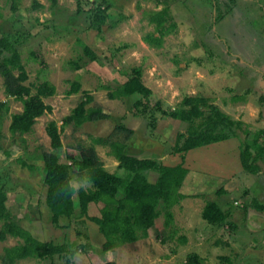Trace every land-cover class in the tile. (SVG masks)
<instances>
[{"label":"rangeland","instance_id":"obj_1","mask_svg":"<svg viewBox=\"0 0 264 264\" xmlns=\"http://www.w3.org/2000/svg\"><path fill=\"white\" fill-rule=\"evenodd\" d=\"M36 1L43 8L34 10ZM21 3L14 12L6 0H0V37L8 35L16 40L27 72L25 85L30 89L22 98L9 97L0 77V103L7 109L3 125L7 137L0 146V187L7 192L20 187L29 191L32 219L21 221V225L36 239L68 244L75 253L15 264H69L67 260L71 264H186L195 254L204 264H264V211L252 207L255 199L264 204V161L259 163V174L249 175L241 169L229 145L230 150L217 145L189 151L183 159L173 149L177 135L185 133L187 125L164 114L180 108L185 97L205 95L250 130L264 132V0H58L56 6L50 0ZM164 9L176 27L161 45L149 43L146 37L157 34L152 17ZM85 47L97 53V61L89 59ZM134 67L143 69L144 83L152 95L109 98L108 91L126 83ZM45 81L56 87V94L44 99L51 111L38 118L31 133L13 136L9 131L11 115L22 112L25 102L36 94V87ZM75 81L82 83L81 91L67 95ZM86 97L88 108L102 106L110 118L87 122L74 130L65 120ZM137 101L149 103L152 111L142 115L134 107ZM51 121L57 123L61 133L62 163H71L67 154L74 153L80 142L90 145L92 138H106L124 123L134 131L132 138L125 141L120 134L113 140L125 141L128 155L171 167L183 164L226 179L227 194L218 196L219 183L207 177L196 179L204 182V190L191 191L187 181L185 192L189 197L172 209L174 221L170 227L164 225L162 215L156 219L152 236L135 243L114 240V248L104 252L106 239L87 216H80L75 223L61 218V228L52 224L46 205L47 186L38 172L44 166L43 151L52 150L46 130ZM236 138L241 141V149L245 136L238 132ZM260 145L264 146V133ZM96 149L108 172L132 178L119 167L109 146L96 145ZM19 159L38 171L23 168ZM145 174L152 183L158 179L154 171ZM84 175L72 165L71 180ZM92 188L91 183L79 189ZM79 189H74L75 201ZM194 191L204 197H192ZM207 201L218 203L228 214L223 224H211L202 218ZM17 204L12 208L15 214ZM98 213V205H91L89 215ZM156 233L165 242L156 239ZM20 243L13 237L0 241V264L4 249Z\"/></svg>","mask_w":264,"mask_h":264},{"label":"trees","instance_id":"obj_2","mask_svg":"<svg viewBox=\"0 0 264 264\" xmlns=\"http://www.w3.org/2000/svg\"><path fill=\"white\" fill-rule=\"evenodd\" d=\"M6 1L14 12L22 7V0ZM50 1L53 6L57 5L58 0ZM40 8H43V5L36 1L33 9ZM78 9L81 10L79 1ZM167 13L168 10L164 9L152 17L157 34L146 37L149 43L161 45L163 38L176 27L175 22L167 19ZM15 43L16 40H12L8 35L0 37V77L7 96L22 98L30 93V89L25 85L27 72L22 63L20 50L16 48ZM84 52L92 62L97 61L98 55L91 48L85 47ZM71 84L67 95L81 91L80 81ZM55 94L56 87L49 81L40 83L36 87V94L25 102L23 111L11 115L10 133L15 137L31 133L38 118L51 111V107L44 103V99ZM135 94L146 98L152 95V90L144 83L141 67H134L131 78L126 83L115 90L108 91L111 99L130 97ZM88 103L89 98L87 97L81 100L67 116L66 124L72 125L74 130H77L87 122H98L110 118L102 106L94 105L88 108ZM134 107L142 115H147L152 111L150 104L142 101H137ZM164 114L187 125L186 132L177 135L174 154H182L185 159L184 155L189 151L234 139L238 132H242L245 136L240 149V162L243 170L249 175H257L261 172L259 163L264 161V146L260 145V136L264 132L250 130L245 122L233 119L212 103V99L208 96L185 97L180 108L165 111ZM5 115L7 116L6 104L0 103V146L4 145L7 137L3 132ZM46 130L51 140L52 150L42 153L43 169L38 171L36 166L28 165L21 159L19 163L23 168L37 170L41 174L42 181L47 186L46 205L51 213L52 224L61 228L59 223L61 218L67 219L69 223H75L80 216H87L98 225L99 231L106 239L103 245L104 252H109L114 248V240L121 243H135L140 238L152 236L156 229V219L162 215L165 218L164 225L170 227L174 221L172 209L189 197L185 192V190L188 191L185 187L187 181L191 185V191L204 190V182L198 183L196 179L207 177L219 183V188L216 190L218 196L227 194L226 179L186 168L183 164L171 167L154 159H142L128 155L125 151L127 147L125 141L132 138L134 131L124 123L118 124L114 132L106 138H92L90 145L80 142L74 148V153L67 154V158L71 161L70 164L60 161L59 153L63 149V141L57 123L51 121ZM120 134L123 135L125 141L113 140ZM155 139H159V136ZM96 145L109 146L110 154L119 162V167L132 174V178L125 179L108 172L97 152ZM252 150H256L255 154ZM6 154L8 156L7 152ZM72 165H76L80 171L90 175L93 184L90 190L79 189L76 201L74 200V189L67 190L65 187L71 180ZM147 171L158 173L155 183L148 181L145 174ZM195 191L192 197H204L203 193H195ZM30 198V192L21 187L13 192H7L0 187V223H2L0 241H5L8 237L21 240L20 244L4 249L1 256L2 264H15L30 258L46 260L56 255L75 253L70 250L68 244H55L36 239L21 225V221L32 219L28 209ZM15 202H18L19 207L17 214L12 209ZM94 204L98 205L99 213L90 216L89 210ZM252 207L259 212L264 211V204L258 199H255ZM202 218L211 224L218 225L227 220L228 214L218 203L207 201L202 210ZM155 238L165 242V239L158 233L155 234ZM67 262L71 264L69 260ZM106 264L117 263L109 261ZM186 264L204 263L195 254Z\"/></svg>","mask_w":264,"mask_h":264},{"label":"crops","instance_id":"obj_3","mask_svg":"<svg viewBox=\"0 0 264 264\" xmlns=\"http://www.w3.org/2000/svg\"><path fill=\"white\" fill-rule=\"evenodd\" d=\"M217 145H225L226 146L225 149H228V150H230V149L228 148L227 145L233 146L232 153L236 154L237 157H238V159H239V161H240V146H241V141L238 138L230 139V140H227V141H224V142H219V143L212 144V145H209V146H206V147H213V146H217ZM221 147H224V146H221ZM202 148H205V147H202ZM200 149L201 148L192 150L190 153H195V151H200ZM195 163H196V165L198 164L200 166V164L197 161ZM240 165H241V162H240ZM260 167H261V165H260ZM195 168H200V167H195ZM189 169H192V168L190 167ZM241 169H243L242 165H241Z\"/></svg>","mask_w":264,"mask_h":264},{"label":"clouds","instance_id":"obj_4","mask_svg":"<svg viewBox=\"0 0 264 264\" xmlns=\"http://www.w3.org/2000/svg\"><path fill=\"white\" fill-rule=\"evenodd\" d=\"M92 183V179L90 175H84L80 178L70 180L65 186L67 190L86 188L90 186Z\"/></svg>","mask_w":264,"mask_h":264}]
</instances>
